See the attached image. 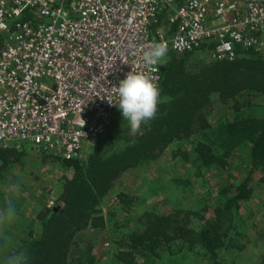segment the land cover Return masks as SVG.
<instances>
[{
    "label": "trees",
    "instance_id": "obj_1",
    "mask_svg": "<svg viewBox=\"0 0 264 264\" xmlns=\"http://www.w3.org/2000/svg\"><path fill=\"white\" fill-rule=\"evenodd\" d=\"M174 1L179 4L182 0ZM164 14L162 7L150 28L153 37ZM206 45L213 46L205 41L198 47ZM234 49L232 57H210L198 62L190 57L195 49L175 51L168 47L167 62L159 69L160 103L155 118L143 122L136 132L127 120L118 132L108 124L92 142L85 158L58 160L70 170L69 174L61 177L50 205L33 206L34 221H29L25 236L13 238L18 240L12 242L14 247L8 249V257L24 253L26 264H95V243L85 232L105 228L99 207L103 197L124 171L157 160L170 143L185 139L191 147L176 148L172 154L180 152L186 160L192 151L197 171L213 167L226 174L231 170L233 153L246 148L242 176L227 186H232V193L211 205V217L203 218L192 209L180 207H169L160 213L152 209L140 212L137 228L117 237L113 260L121 264H154L163 251L171 252L174 245L178 249L202 246L214 258L218 249L244 248V243L230 235L238 232L233 209L251 194L252 175H257V182H264V115L254 113L250 100L256 94L264 96V50L237 43ZM215 103H226L230 109L228 115L210 122L208 115ZM22 153L21 144L0 146V168L17 162ZM225 190V185L220 187L221 192ZM116 195L127 203L124 192ZM12 202L17 211L21 199L14 197ZM193 214L200 220L198 227L191 224ZM3 237L0 243L12 241ZM257 264H264V258Z\"/></svg>",
    "mask_w": 264,
    "mask_h": 264
},
{
    "label": "built area",
    "instance_id": "obj_2",
    "mask_svg": "<svg viewBox=\"0 0 264 264\" xmlns=\"http://www.w3.org/2000/svg\"><path fill=\"white\" fill-rule=\"evenodd\" d=\"M160 2L171 27L153 37ZM153 41L175 51L211 42L215 58L236 43L264 50V0H0V146L85 158L119 109L120 80L143 71L158 83L160 64L141 59Z\"/></svg>",
    "mask_w": 264,
    "mask_h": 264
},
{
    "label": "rangeland",
    "instance_id": "obj_3",
    "mask_svg": "<svg viewBox=\"0 0 264 264\" xmlns=\"http://www.w3.org/2000/svg\"><path fill=\"white\" fill-rule=\"evenodd\" d=\"M175 4L174 0H170V5ZM168 8L169 5L165 8L163 19ZM190 57L198 62L213 58L212 47H198ZM250 100L252 107H255L254 113L264 115V96L256 94ZM227 109L230 108L226 103H215L209 112L208 120L213 122L218 116L228 115ZM124 121L120 109H117L108 128L118 132ZM16 143L21 144V157L17 162L0 168V212L6 209L8 201H13L14 197L21 199V202L17 207V219L10 225L0 227V239L3 234L4 239L12 240L0 243V264H7V259L10 258L8 249L11 251L14 247L12 242L18 240L13 238L16 235H26L27 225L33 219V206L45 204L52 199L59 188L61 177L70 172L67 167L59 164L58 159L44 155L30 141ZM189 147L191 142L188 139L173 141L157 160L141 167L127 169L115 181L99 206L105 218V228L89 229L85 232L95 243V264H121L113 260L118 249L116 239L129 229L137 228L140 212L152 209L160 213L169 207H180L192 209L203 215V218L211 217V205L221 202L223 197L232 193V186H227L229 182L235 183L242 176L240 171L246 162V148L233 153L230 157L231 170L225 174L213 167L197 171L192 160V151L186 160L181 158L180 152L172 154L176 148L182 150ZM251 178V194L246 201L240 203L239 208L233 209V223L238 227V232L230 235L238 243H244V248H221L214 258L202 246L178 249L174 245L170 248L171 252L163 251L154 264H257L264 258V182H257V175H252ZM224 185L226 190L221 192L220 187ZM14 187L18 188V191H13ZM119 191L126 194L127 203L117 198ZM192 216L194 217L191 224L198 227L199 218L194 214Z\"/></svg>",
    "mask_w": 264,
    "mask_h": 264
},
{
    "label": "clouds",
    "instance_id": "obj_4",
    "mask_svg": "<svg viewBox=\"0 0 264 264\" xmlns=\"http://www.w3.org/2000/svg\"><path fill=\"white\" fill-rule=\"evenodd\" d=\"M167 53L166 41H153L146 46V50H142L141 59L145 66H157L167 62ZM116 91L119 97L118 107L133 132L138 131L143 122L155 118L160 103V89L154 76L148 72L130 71L120 80ZM13 191H18V188L14 187ZM16 219V207L9 200L6 209L0 212V227L10 225ZM7 264H26V255L14 254L7 259Z\"/></svg>",
    "mask_w": 264,
    "mask_h": 264
},
{
    "label": "crops",
    "instance_id": "obj_5",
    "mask_svg": "<svg viewBox=\"0 0 264 264\" xmlns=\"http://www.w3.org/2000/svg\"><path fill=\"white\" fill-rule=\"evenodd\" d=\"M235 1H237L239 4L241 3V0H235ZM163 3H164V2H160V3H159V5H158V9H160V8H162V7H165ZM160 24H162L163 26L165 25V26H167V27H171L170 25H167V24H166V16L164 17L162 23H160Z\"/></svg>",
    "mask_w": 264,
    "mask_h": 264
},
{
    "label": "water",
    "instance_id": "obj_6",
    "mask_svg": "<svg viewBox=\"0 0 264 264\" xmlns=\"http://www.w3.org/2000/svg\"><path fill=\"white\" fill-rule=\"evenodd\" d=\"M162 66H163V64H160L158 67H159V69H161L162 68Z\"/></svg>",
    "mask_w": 264,
    "mask_h": 264
}]
</instances>
